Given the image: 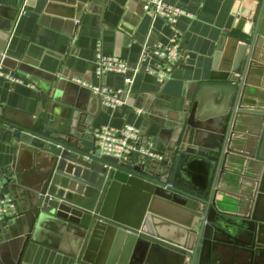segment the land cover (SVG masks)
<instances>
[{"label":"water","instance_id":"95a60500","mask_svg":"<svg viewBox=\"0 0 264 264\" xmlns=\"http://www.w3.org/2000/svg\"><path fill=\"white\" fill-rule=\"evenodd\" d=\"M29 76L38 93L34 111L0 108L14 152L3 179L4 193L16 197L10 220L22 229L17 264L29 242L49 233L69 240L74 264H264V0L222 36L210 81L178 99L154 95L148 131L125 161L95 150L101 94L84 105L64 84L65 73ZM214 87L216 101L206 95ZM153 125L160 131L151 138ZM164 133L165 152L153 158L144 147L155 149ZM195 158L207 162L200 190L181 178L184 161Z\"/></svg>","mask_w":264,"mask_h":264},{"label":"crops","instance_id":"0c3cea01","mask_svg":"<svg viewBox=\"0 0 264 264\" xmlns=\"http://www.w3.org/2000/svg\"><path fill=\"white\" fill-rule=\"evenodd\" d=\"M146 1L0 0V61L5 57L2 60L3 71L27 80V84L21 85L0 78V108L17 113L34 111L38 93L36 84L28 81L29 73L40 78L65 73L67 77L63 82L74 96L84 105L92 104V95L98 94L93 91L94 87L120 89L125 86L122 74L97 76L93 72L98 54L116 57L130 69L132 82L128 86V95L115 110L103 104L105 109L98 115L94 128H118L130 124L140 130L141 141V136L148 131L145 117L154 95L159 94L157 99L161 102L178 99L190 85L210 81L213 58L220 39L233 33L241 19L253 14L257 5V0H165L194 16H182L171 26L146 11ZM47 7L50 12L45 15L43 12ZM76 14L78 20L75 23L58 17ZM175 36L185 43L184 56L180 61L183 67L176 70L171 68L161 78L157 73L164 70L165 64L151 53L142 56V48L145 44L150 47L168 45ZM256 78L262 82L259 76ZM258 87L263 91L262 86ZM208 91L211 100H218L220 92L216 87ZM253 99L256 101V98ZM96 106L95 102L94 110ZM159 131L153 125L148 134L152 138ZM8 139L9 135L0 123L2 180L4 170L14 159ZM168 141L169 136L164 133L162 139L157 140L155 149L144 148L161 157ZM84 145L91 146V142H84ZM205 163L199 158L184 161L182 182L200 190L207 179ZM230 190H233L230 194L234 197L240 196L239 192L234 193L233 187ZM8 198L16 197L8 194ZM226 199L231 201V198ZM17 224V218L10 220L0 232V258L4 264H17L22 251V229ZM71 248L68 239H61L58 233H49L41 241L27 244L19 264H74ZM227 255V260L233 263L235 253L228 252Z\"/></svg>","mask_w":264,"mask_h":264},{"label":"built area","instance_id":"2783aa9c","mask_svg":"<svg viewBox=\"0 0 264 264\" xmlns=\"http://www.w3.org/2000/svg\"><path fill=\"white\" fill-rule=\"evenodd\" d=\"M145 10L150 11L155 17L161 18L171 26H174L177 20L182 17L193 18L194 16L185 10L168 4L165 0H148L145 3ZM146 53H151L154 57L161 60L166 66L164 70L158 71L159 77L167 75L168 71L183 58V50L181 48V39L175 36L168 45H157L150 47L144 45L142 48V56ZM5 57H2V60ZM0 61V78L17 83L27 84V80L19 75L6 73L3 71V63ZM107 73H119L124 76L125 86L120 89H112L109 87H94L95 93L102 95L103 104L111 110L117 109L125 101L128 95V86L132 82L130 69L127 64L120 58L97 55L96 61V75L103 76ZM141 113V112H139ZM95 150L97 154L102 156H109L120 161H125L130 153L136 149L140 141V130L133 125L125 124L122 127L100 126L95 129ZM153 158H160L154 153L145 150ZM16 202L12 198H8V194L4 193V180L0 179V226L9 222L10 218L16 214Z\"/></svg>","mask_w":264,"mask_h":264},{"label":"rangeland","instance_id":"374dc122","mask_svg":"<svg viewBox=\"0 0 264 264\" xmlns=\"http://www.w3.org/2000/svg\"><path fill=\"white\" fill-rule=\"evenodd\" d=\"M209 92V91H208ZM206 95H209V93H207Z\"/></svg>","mask_w":264,"mask_h":264}]
</instances>
